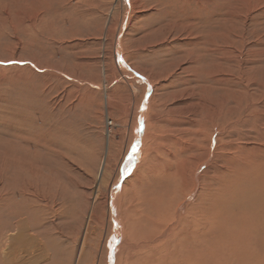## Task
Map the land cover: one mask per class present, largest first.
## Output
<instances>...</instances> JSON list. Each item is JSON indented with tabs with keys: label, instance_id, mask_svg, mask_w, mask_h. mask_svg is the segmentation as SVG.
I'll return each instance as SVG.
<instances>
[{
	"label": "rangeland",
	"instance_id": "374dc122",
	"mask_svg": "<svg viewBox=\"0 0 264 264\" xmlns=\"http://www.w3.org/2000/svg\"><path fill=\"white\" fill-rule=\"evenodd\" d=\"M127 1L0 0V192L7 197L0 193V264L15 233L3 225L19 211L12 190H23L13 181L14 126L34 123L32 163L42 166L40 127L60 115L51 104L65 96L64 80L82 83L71 107L75 164L56 172L54 186L35 188L45 200L48 264H135L141 251L165 253L166 239L160 246L150 230L170 223L156 205L167 193L166 174L179 171L191 184L200 174L191 204L203 176L222 184L225 172V184L246 176L257 154L264 159V0ZM136 136L144 142L133 152Z\"/></svg>",
	"mask_w": 264,
	"mask_h": 264
},
{
	"label": "bare ground",
	"instance_id": "6f19581e",
	"mask_svg": "<svg viewBox=\"0 0 264 264\" xmlns=\"http://www.w3.org/2000/svg\"><path fill=\"white\" fill-rule=\"evenodd\" d=\"M43 1L50 4L49 0ZM128 1L127 3H129ZM118 54V64L121 67H124L120 51H118ZM72 79L73 80H64L66 86L64 89L65 96H63L62 100L55 102V104H53L54 102L52 104L50 103L55 109L59 110L60 115L57 114L58 117H47L44 121L48 124L42 125V127L39 126L45 131L43 139L45 144L41 145V148L45 149V158L50 162L44 161L42 166H35V164L32 163L34 153H32L30 148L32 144L30 136L31 131L34 130V123H26L25 126L21 127L19 122L14 126V146L16 150L13 154L17 155L13 167V181L15 189L20 188L23 190L20 194H18L17 190H12V201L19 211L14 210L11 212L13 215L12 217H15L16 219L14 224L5 222L2 228L3 231L9 229L10 231L15 232L14 236H11L12 238L10 239V249L6 256L5 264H48V252L47 248L44 246L43 240H50V237L44 228H42L45 224L43 222H45L46 218L45 213H43L44 208L39 206V203L43 202L41 200H44V198H42L40 193L36 192H39V188L36 191L35 188L47 184H55L60 178V175L56 172L64 169L69 163H71L70 165L75 164L73 158L75 157V147L78 136L75 134V114H73L74 112L71 107L73 102L77 99L76 96L81 89L82 83L80 80H75L74 77H72ZM50 90L51 88L48 87L47 91L49 92ZM43 101L45 102V105H48L50 102L47 100L46 96L43 97ZM25 110L29 111L28 109ZM143 112L144 108L141 110L139 116H142ZM27 115L29 116L30 114L28 113ZM77 116L76 118H78ZM18 118L20 117L18 116ZM31 119L35 118L31 117L30 120ZM40 122L41 120H39L38 123ZM138 127L140 130L139 135H141V125ZM139 139V137L135 139L136 146H134L135 148L133 152L138 150V147L142 142ZM219 140L220 138L218 141ZM23 146L29 148H24L21 157V147ZM262 151H259V153ZM214 153L216 154V152ZM261 154L262 153L257 154V156H260ZM257 156H255L252 163H250L252 167L244 177H242V174L232 176L224 184L226 174L225 172H222L224 175L223 178H221L223 179V183L220 184V181L215 179V175V177L203 176L205 179L202 180V191L191 204H189L191 202L190 198L192 196L194 197L197 192L198 183H200V174H196L197 171L194 172V176H197V181L192 184L188 183L179 171L173 176L171 173H168V175L166 174V179H169L170 182L164 189L170 194V198H166L168 195L165 194L167 193L162 194V201L160 200L161 202L159 201V204L157 202L156 205L160 207L158 209V215L161 219H167L170 223L165 226L160 224L156 234H153L154 232L150 230V235L152 234L150 238L154 241L158 237L157 240L159 239L160 246L162 240L164 241V239H166V242L163 245L165 247V249L163 248L165 253H162L159 250V252L156 250H150L149 252L144 253L141 251L142 253L140 252V254L135 257V264H264V159L258 158ZM132 158H134V155ZM132 158L127 162L126 170L124 171L125 173L131 169L133 164H135V161ZM214 158H218V156H215ZM54 165H58L59 167H55ZM134 171L136 172V170ZM232 174H234V172ZM153 175L155 174L153 173ZM117 192L118 188L112 193L114 199L110 204L112 207L111 212L113 209L117 208L115 205L117 203H115ZM0 193L1 197H4L3 200L7 198L4 196L6 193L4 189L1 190ZM149 200L151 202L150 198ZM149 200L147 201L149 202ZM181 205H184L182 213H174L173 211H176V209H182ZM51 207H53V205ZM47 212H49V210ZM58 213L59 212H57V214ZM114 218V237L117 241L121 232V222L118 219L117 209ZM50 236H53V234H50ZM111 236H113V234ZM114 248L113 245L111 255L115 252ZM119 249L121 248L119 247ZM118 260L116 258L114 262L113 260H110L107 263L118 264Z\"/></svg>",
	"mask_w": 264,
	"mask_h": 264
},
{
	"label": "built area",
	"instance_id": "2783aa9c",
	"mask_svg": "<svg viewBox=\"0 0 264 264\" xmlns=\"http://www.w3.org/2000/svg\"><path fill=\"white\" fill-rule=\"evenodd\" d=\"M108 125L110 126V125H112V123L111 124L108 123Z\"/></svg>",
	"mask_w": 264,
	"mask_h": 264
}]
</instances>
